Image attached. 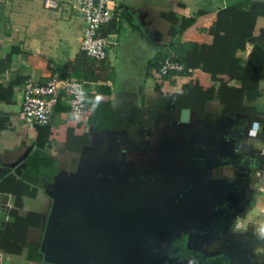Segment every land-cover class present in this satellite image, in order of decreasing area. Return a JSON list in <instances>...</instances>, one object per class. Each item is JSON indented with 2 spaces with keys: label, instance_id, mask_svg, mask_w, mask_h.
<instances>
[{
  "label": "crops",
  "instance_id": "obj_1",
  "mask_svg": "<svg viewBox=\"0 0 264 264\" xmlns=\"http://www.w3.org/2000/svg\"><path fill=\"white\" fill-rule=\"evenodd\" d=\"M204 1L115 0L114 16L101 28L111 40L107 56L98 59L82 52L86 23L69 0H60L56 10L46 8L44 0H0V173L7 170L0 177V229L10 222V210L16 206L23 185L22 174L36 155L52 159L57 174L74 169L84 147L91 146L99 135L120 138L123 150L134 147L143 158L144 154L150 158L163 152L174 140H180L185 129L191 131L192 139L202 138L211 145L224 138L231 142L230 133L233 145L239 141L233 120L240 114L232 116L229 103L232 87H240L241 82L229 74H218L214 79L201 68L192 73L155 75L159 56L174 55L191 42L213 41L209 28L230 0ZM256 1L264 0L249 2ZM250 3L244 4L245 22L254 26V34L240 56L246 63L250 58L258 61L262 93L246 103L252 106L248 115L257 116L264 113L258 109L264 93V15L254 13ZM166 13L196 19L173 39ZM54 76L83 81L86 111L81 116L72 114L69 95L65 94L56 104L50 124L31 128L22 115L25 81L46 83ZM219 88L221 98L217 99ZM256 122L264 131V124L255 117L249 135ZM126 160L131 161L127 155ZM40 179L44 187L38 188L36 197H24L23 201L43 198L46 205L39 211L40 223L28 228L30 246L21 253L10 251L12 238L0 236L6 264H50L44 261L38 244L51 207L45 184L53 179L48 180L46 174Z\"/></svg>",
  "mask_w": 264,
  "mask_h": 264
},
{
  "label": "flooded vegetation",
  "instance_id": "obj_2",
  "mask_svg": "<svg viewBox=\"0 0 264 264\" xmlns=\"http://www.w3.org/2000/svg\"><path fill=\"white\" fill-rule=\"evenodd\" d=\"M185 130L177 151L158 154L162 162L128 148L127 164L135 165L125 184L128 230L143 264H264V248L255 249L264 245L261 236L248 224L238 229L251 206L243 182H250L254 155L244 145L239 150V141L233 145L231 133V142L211 145L199 138L206 147L190 150L185 136L192 133ZM194 155L201 160L198 168Z\"/></svg>",
  "mask_w": 264,
  "mask_h": 264
},
{
  "label": "water",
  "instance_id": "obj_3",
  "mask_svg": "<svg viewBox=\"0 0 264 264\" xmlns=\"http://www.w3.org/2000/svg\"><path fill=\"white\" fill-rule=\"evenodd\" d=\"M185 138L190 150L206 147L202 139L197 142L191 136ZM96 139L91 146L84 147L74 169L60 170L45 184L52 204L38 250L44 261L51 264H143L142 250L129 235L125 197V184L135 165L127 164V152L122 149L120 138ZM112 142L120 145L122 153L119 150L111 156H96L87 152L88 148L101 144L105 153ZM181 145L179 140H174L164 148L163 154L168 156ZM199 155L192 157L197 168ZM155 160L162 162L163 158L154 155ZM6 172L0 173V177ZM113 178L118 182L114 183Z\"/></svg>",
  "mask_w": 264,
  "mask_h": 264
},
{
  "label": "trees",
  "instance_id": "obj_4",
  "mask_svg": "<svg viewBox=\"0 0 264 264\" xmlns=\"http://www.w3.org/2000/svg\"><path fill=\"white\" fill-rule=\"evenodd\" d=\"M249 1L251 2V0L242 2L230 0L225 7L218 11L216 21L209 28V32L214 37L211 43L191 42L176 54H164L155 60L156 69L158 60L170 56L187 67L201 68L209 72L214 79L218 74H229L235 81L241 82L240 87L231 89L232 102L229 103L231 115L250 113L252 106H248L246 103L254 102L262 93L259 86L260 77L257 75L258 61L250 58L246 63L240 56V52L246 50L247 41L254 34V26L245 22L246 7L244 4L250 3ZM253 3H250L253 12L264 15V1ZM166 17L172 23L170 33L173 39H177L196 19L194 16L188 18L173 16L172 13H166ZM179 20H181L180 23H178ZM82 52L89 56L83 50ZM76 75L78 74L76 73ZM221 88L218 89L217 99L221 98ZM222 99L225 101L224 98ZM54 164L52 159L45 155H36L27 163L29 167L26 166L22 174L23 185L19 192V199L16 206L10 210V222L5 228L0 229V236L8 235L14 241V245L10 249L11 252L21 253L25 247L30 246L27 241L28 228L40 223L41 214L30 212L29 219H27L20 214L19 207L23 204L24 197H36L38 188L44 187L43 180L40 179L42 174H46L48 180L53 179L55 172L58 171ZM32 178H34L33 181L30 180ZM262 256L264 257V253Z\"/></svg>",
  "mask_w": 264,
  "mask_h": 264
},
{
  "label": "built area",
  "instance_id": "obj_5",
  "mask_svg": "<svg viewBox=\"0 0 264 264\" xmlns=\"http://www.w3.org/2000/svg\"><path fill=\"white\" fill-rule=\"evenodd\" d=\"M84 16L86 27L81 40V49L89 56L103 59L107 56V47L111 40L102 34L101 28L111 21L114 16L113 4L115 0H69ZM48 9H59L60 0H44ZM196 69L187 67L184 63L167 56L158 60L155 75L164 77L170 73L189 72ZM69 95L71 113L76 116L84 115L87 108V93L84 83L72 77L54 76L46 83L26 80L23 88L22 115L26 124L31 127L48 125L51 122L56 104L63 95ZM255 129L258 134L260 125ZM253 129V127H252ZM251 129V130H252ZM242 143L237 144L239 150ZM0 264H6L0 250Z\"/></svg>",
  "mask_w": 264,
  "mask_h": 264
},
{
  "label": "rangeland",
  "instance_id": "obj_6",
  "mask_svg": "<svg viewBox=\"0 0 264 264\" xmlns=\"http://www.w3.org/2000/svg\"><path fill=\"white\" fill-rule=\"evenodd\" d=\"M203 2H205L203 0ZM258 109L264 111V93L259 99ZM257 117L262 124H264V113L251 115H239L237 120H233V124L236 127L239 141L244 145L245 150L248 153L254 155V163L252 166V176H250V182H243V185L249 188V197L251 206L246 210L244 216L240 219V224L238 229L241 231L247 224L249 227L257 234L261 236V241L264 244V237L261 235V230L264 229V131L260 127L257 136H250L248 130L252 125V120ZM241 118H245L242 121ZM97 138V137H96ZM98 138H101L99 136ZM98 138L96 140H98ZM120 150L119 144H109L105 153L102 152L101 144H96L93 147L87 149V152L97 155H107L111 156L112 154L117 153ZM116 151V152H115ZM122 153V150H120ZM111 154V155H110ZM46 184H49L47 182ZM45 201L41 197L26 199L25 202L19 207L21 215L29 219L30 212L42 211L45 207ZM253 212H250V211ZM31 222V219L28 220ZM30 228L32 226H29ZM264 245L258 246L257 250L263 249Z\"/></svg>",
  "mask_w": 264,
  "mask_h": 264
},
{
  "label": "clouds",
  "instance_id": "obj_7",
  "mask_svg": "<svg viewBox=\"0 0 264 264\" xmlns=\"http://www.w3.org/2000/svg\"><path fill=\"white\" fill-rule=\"evenodd\" d=\"M99 99H100L99 96H97V97L95 98L96 101H99ZM257 126H258V125H257L256 123L253 124V129L250 130V135H255V129H256ZM261 235H262V237H264V229L261 230Z\"/></svg>",
  "mask_w": 264,
  "mask_h": 264
}]
</instances>
